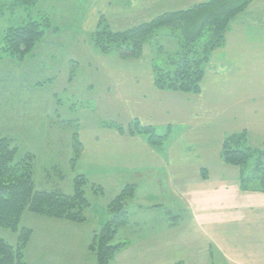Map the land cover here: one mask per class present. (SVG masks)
<instances>
[{
	"label": "crops",
	"instance_id": "crops-1",
	"mask_svg": "<svg viewBox=\"0 0 264 264\" xmlns=\"http://www.w3.org/2000/svg\"><path fill=\"white\" fill-rule=\"evenodd\" d=\"M127 65L131 71L117 75L133 81H111L97 101L105 109L117 104L125 108L128 118L122 125L138 120L159 134L170 130L173 137L157 147L144 135L121 133L99 122L79 132L77 166L82 168L76 166L77 173L101 185L104 193L113 189L114 196L127 183L137 187L133 198L141 182L149 189L156 185L165 202L159 209L164 214L159 232L129 243L113 262L264 264V193L241 190L239 168L222 159L229 134L246 131L250 141L264 142V0H254L232 19L224 45L206 66L199 93L165 91L154 81H134L144 70L135 74V67ZM155 201L149 204L158 207ZM36 256L30 257L27 248L29 264Z\"/></svg>",
	"mask_w": 264,
	"mask_h": 264
},
{
	"label": "rangeland",
	"instance_id": "rangeland-1",
	"mask_svg": "<svg viewBox=\"0 0 264 264\" xmlns=\"http://www.w3.org/2000/svg\"><path fill=\"white\" fill-rule=\"evenodd\" d=\"M191 1L52 0L54 27L59 28L53 29L24 61L0 51V137L14 138L19 156L27 152L36 155L37 189L73 192V179L79 174L77 163L72 165L73 132L79 137L81 128H90L98 122L100 125L103 118L105 121L112 118L121 125L128 118L125 108L117 103L109 109L102 108V101H97L100 90L111 81H133L117 75L120 70L131 71L127 64L135 67V74L144 70L145 74H137L138 79L134 81H154L153 64L165 62L169 53L178 47L172 30L163 27L148 39L138 58L124 57L115 51L104 54L97 49L91 35L98 24L108 25L115 31L123 30L166 11L191 7L193 5L184 4ZM3 29L0 23V30ZM43 81L48 82L37 84ZM178 132L175 131L176 136ZM169 137H173L171 132ZM250 142L257 147L264 146V142L253 139ZM77 167L82 168L79 164ZM84 169L92 170L91 167ZM147 186L141 182L135 198L129 199V221L119 230L115 243L128 240L135 243L159 232L158 223L163 214L159 209L165 202L161 201L156 185H152V189ZM112 190L104 194L87 190L92 204L83 223L49 218L27 210L20 226L33 229L28 250L30 257L37 256L32 264H97L90 245L94 231L110 217L107 206L114 197ZM155 199L160 207L149 204L157 203ZM148 208L151 210H145ZM0 235L13 244L17 242V234L2 226Z\"/></svg>",
	"mask_w": 264,
	"mask_h": 264
},
{
	"label": "trees",
	"instance_id": "trees-1",
	"mask_svg": "<svg viewBox=\"0 0 264 264\" xmlns=\"http://www.w3.org/2000/svg\"><path fill=\"white\" fill-rule=\"evenodd\" d=\"M253 1L205 0L185 9L166 11L150 21L123 30L115 31L108 25L101 27L102 23H99L91 35L97 49L104 54L115 51L124 57L138 58L151 36L158 34L163 27L170 28L177 37L178 47L169 53L165 62L153 64L155 86L165 91L199 93L212 53L224 45L232 19ZM53 9L52 0H0V23L4 27L0 30V51L24 61L53 29L59 28L54 27ZM100 122L121 133L144 135L151 145L157 147H161L170 136V130L159 134L155 127L143 126L138 120L127 126L114 121ZM71 145L74 150L72 165L75 166L82 152L76 131L72 134ZM18 153L19 146L14 138L0 137V226L17 234L16 244L0 235V264H29L26 254L33 229L20 226L27 210L49 218L83 223L92 204L87 190L105 192L84 173L74 177L72 193L37 189L34 179L36 155L27 152L19 156ZM222 159L239 168L241 190L264 193V146L251 144L246 131L224 138ZM136 188L134 183L125 184L108 203L110 217L94 231L90 245L97 264H113L117 254L129 244V241H114L119 230L128 224L127 202L134 196Z\"/></svg>",
	"mask_w": 264,
	"mask_h": 264
}]
</instances>
